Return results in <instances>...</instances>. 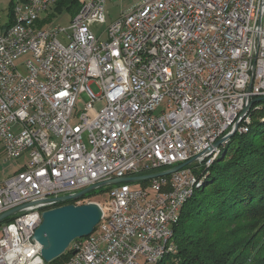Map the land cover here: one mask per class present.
<instances>
[{
	"label": "built area",
	"instance_id": "obj_1",
	"mask_svg": "<svg viewBox=\"0 0 264 264\" xmlns=\"http://www.w3.org/2000/svg\"><path fill=\"white\" fill-rule=\"evenodd\" d=\"M11 1L13 22L0 32V146L25 161L0 180V214L176 167L264 96V0H138L99 35L92 27L105 22L108 0H78L67 27L31 32L24 21L55 0ZM210 157L146 185H110L108 206L97 201L103 217L72 241L64 264L152 263L168 216ZM44 209L27 206L0 222V264H45L33 238Z\"/></svg>",
	"mask_w": 264,
	"mask_h": 264
},
{
	"label": "trees",
	"instance_id": "obj_2",
	"mask_svg": "<svg viewBox=\"0 0 264 264\" xmlns=\"http://www.w3.org/2000/svg\"><path fill=\"white\" fill-rule=\"evenodd\" d=\"M9 1L6 27L13 22ZM55 4L57 10L70 4L77 8V0ZM255 106L248 132L236 133L221 147L205 167L203 185L181 207L172 227L176 252L155 264H264V99ZM93 195L92 191L81 198ZM67 203L74 201L56 205ZM69 256L67 249L51 263L64 264Z\"/></svg>",
	"mask_w": 264,
	"mask_h": 264
},
{
	"label": "water",
	"instance_id": "obj_3",
	"mask_svg": "<svg viewBox=\"0 0 264 264\" xmlns=\"http://www.w3.org/2000/svg\"><path fill=\"white\" fill-rule=\"evenodd\" d=\"M252 85V84H251ZM251 85L248 86L249 91ZM264 99V96L254 97L245 104V107L240 112L239 118L231 125L229 130L219 137L212 145V147L202 154L196 155L193 158L169 169L138 176H124L120 178H113L110 180L101 181L93 185H89L80 191L61 195L57 197H45L36 201H30L20 206L9 209L0 214V222L7 217L13 215L24 207L39 206L45 208L41 213V223L35 229L33 238L41 245V257L45 263H50L56 258L66 252L69 245L77 238H83L91 234L101 218L103 217V209L101 205L95 201H89L82 204L67 203L56 205L68 200L78 199L84 195L96 190L105 185H112L120 182H139L166 175L177 171L178 169L191 164L196 159L208 154L215 149H221L230 138L238 133L241 119L251 112V107Z\"/></svg>",
	"mask_w": 264,
	"mask_h": 264
},
{
	"label": "rangeland",
	"instance_id": "obj_4",
	"mask_svg": "<svg viewBox=\"0 0 264 264\" xmlns=\"http://www.w3.org/2000/svg\"><path fill=\"white\" fill-rule=\"evenodd\" d=\"M137 1L138 0H108L106 1L105 6H104L105 22L101 24L93 25L92 27L93 32L96 35H99L102 31H104L107 25H109L111 22L118 19L126 10H128V8H130ZM78 4L79 3L77 0V7H78ZM10 5L11 4L9 0H0V32L6 28V24L10 20ZM55 6L56 4L52 5V7L46 13L42 14V18L44 21L42 23L43 25H41L42 27H49V26L67 27L70 24V20L74 12H76V9H77L76 5L70 4L67 7L65 6L62 7L60 10H57ZM48 15H49V18L47 19ZM90 86H91L92 91H94L95 93L98 92V89L95 84L92 83ZM82 104H83V100L80 98V100L78 101V106L81 107ZM102 105H103L102 101H98V100L95 101L93 103V108L89 111V115H94L96 109L100 108ZM254 107H258V106H254ZM254 107L252 108L254 109ZM156 112H159V109ZM250 113L251 112L249 111V114ZM251 121H252V117H251ZM219 153H220V150L217 156L219 155ZM24 161H25V157H23L22 159H15V158L7 157L2 147L0 146V180L5 179L7 176L12 174L14 171L16 172V170L22 166ZM211 163L207 164V166L210 165ZM199 178L203 180V177L200 176ZM117 184L119 183H114L111 186H116ZM137 184L138 183L136 182H130L131 186H136ZM109 186L110 185H105V186H102L94 190L93 191L94 195L88 197L89 199L88 202L89 201H95V202L99 201L101 205L105 207L108 206L109 199H108L107 189ZM45 264H52V263L50 262V263H45Z\"/></svg>",
	"mask_w": 264,
	"mask_h": 264
},
{
	"label": "bare ground",
	"instance_id": "obj_5",
	"mask_svg": "<svg viewBox=\"0 0 264 264\" xmlns=\"http://www.w3.org/2000/svg\"><path fill=\"white\" fill-rule=\"evenodd\" d=\"M57 0H55L56 3ZM51 7L47 8H37L36 14L34 18L29 19L28 21H24L23 25V32H31L33 29H36V27L43 25L42 23H39L38 21L42 19V14L46 13ZM255 106V105H254ZM257 108V107H256ZM250 116H247V124H244V127L241 128L240 133L242 132H248L249 125H250ZM219 149H215L214 151H211V157L207 164H209L215 156L218 154ZM202 185V179L199 178V180H194L192 183L188 186V191L186 192V195H183L182 198H180V201L178 203V208L175 209V213L173 215L168 216L167 220V226L166 230L163 234V238L158 242L157 249V255L152 260V263L155 264L163 255L167 253L174 254L176 252V246L173 242V225L178 221L181 207L184 206L186 201L193 195L194 191L199 188Z\"/></svg>",
	"mask_w": 264,
	"mask_h": 264
}]
</instances>
